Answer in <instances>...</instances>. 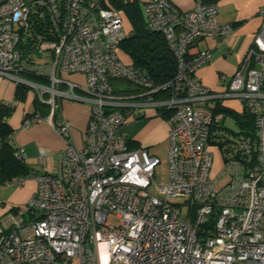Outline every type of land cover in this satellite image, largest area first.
Masks as SVG:
<instances>
[{
	"label": "built area",
	"instance_id": "built-area-1",
	"mask_svg": "<svg viewBox=\"0 0 264 264\" xmlns=\"http://www.w3.org/2000/svg\"><path fill=\"white\" fill-rule=\"evenodd\" d=\"M217 14L216 2L195 0L186 10L170 0L143 3L147 28L163 36L177 64L172 79L155 84L119 58L128 31L111 0H0V75L36 86L40 97L49 93L48 113L33 111L23 125L48 121L67 142L55 172L17 178L21 185L32 177L36 191L0 218V264H264V6L226 86L252 114L256 139L228 140L213 176L209 144L222 116L200 105L210 91L196 71L210 52L195 43L233 33ZM26 41L31 52L24 55ZM23 71L45 75L48 86L21 79ZM72 73L85 77L83 86L64 79ZM112 80L140 91L117 95ZM58 97L89 103L81 148L71 143ZM151 105L168 125L167 179L160 184V159L132 146L123 131L128 117ZM15 156L23 161V149Z\"/></svg>",
	"mask_w": 264,
	"mask_h": 264
},
{
	"label": "crops",
	"instance_id": "crops-1",
	"mask_svg": "<svg viewBox=\"0 0 264 264\" xmlns=\"http://www.w3.org/2000/svg\"><path fill=\"white\" fill-rule=\"evenodd\" d=\"M145 1H134L139 3L142 14L143 3ZM170 1L176 7L183 10L191 9L195 3V0ZM214 1L218 4V22L233 25L234 31L226 38L205 36L195 43V48L200 50L207 49L210 52L209 60L196 71L200 84L208 88L211 93V96L202 101L200 105L210 108L213 112L218 109V112L215 113L222 116L219 125L237 132L238 126L234 117L229 113H224L223 110L227 109L235 113H242L244 106L236 96L227 92L226 86L231 75L245 58L251 46L253 36L261 24L262 20L258 14V10L264 6V0ZM64 79L80 87L85 82V77L77 73L66 74ZM17 83L12 76L0 75V103H12L14 106L8 118V125L14 131L11 145L16 149H23L25 154L23 164L30 173H41L43 170L53 173L57 170L59 155L65 149L67 142L54 130L48 121L43 120L27 127H22L25 116L36 110V93L26 91L24 96L19 99L17 97ZM66 88L64 84L59 85L60 90L64 91ZM73 93L78 97H86V93L81 88L73 89ZM37 98L44 102L46 99H42L39 94ZM58 102L60 114L69 123L71 143L76 148H81L90 114L89 103L84 99L74 100L69 97H58ZM44 111L47 112V109L43 108L41 112L43 113ZM135 113L128 117L123 126V131L136 145L145 147L151 154L156 155L152 149L155 143L164 137V131L150 128L145 134L141 133L140 128L142 125L150 126L156 121V119H153L155 113L151 109H143L141 115ZM227 116L231 117L236 124L235 129L225 124L224 120ZM228 136L230 138L229 141L237 138L236 135L229 132ZM211 143L209 144V149L211 148ZM17 178L19 177H14L8 181L11 183V186L5 182L0 184V186L4 187H0V200L2 201L0 215L4 212L3 206L7 200L19 204L31 198L36 191V181L32 177L27 178L23 184H18V186ZM15 182L16 185L14 184ZM5 185H9V187Z\"/></svg>",
	"mask_w": 264,
	"mask_h": 264
},
{
	"label": "trees",
	"instance_id": "trees-1",
	"mask_svg": "<svg viewBox=\"0 0 264 264\" xmlns=\"http://www.w3.org/2000/svg\"><path fill=\"white\" fill-rule=\"evenodd\" d=\"M202 1L215 2L214 0ZM111 3L116 8L124 11L130 21V28L127 30V36L119 46L130 56L132 61L131 65L144 71L155 84H162L172 79L177 68L176 59L163 36L159 32L147 28L139 3L133 2L124 4L121 0H111ZM28 41L20 46L24 55L31 52L30 42ZM18 76L34 84L44 86L49 84L48 78L36 71H23L20 72ZM112 85L114 93L117 95L130 96L140 91L139 88L133 86L131 83L122 80H112ZM25 88V85L17 83V97L19 99L24 96L26 92ZM43 95L45 98L48 96L46 93ZM13 107L12 103H0V184L5 181H10L14 177H27L31 174L23 164V161L16 158V148L9 142V138L14 134V131L8 125V118L13 111ZM35 107L36 110L34 111L39 112L43 116L48 113L49 105L37 97L35 99ZM43 108H46L47 112H45V110L42 113L41 111ZM215 112H218V109H216ZM215 112L213 113L216 114ZM223 112L229 113L234 117L238 130L237 132L228 130L219 125V122L217 127L212 128L210 143H217L221 151H223L230 139L228 132L231 134L233 133L237 138H249L251 143L255 142L256 133L253 116L247 108L244 107L242 113H235L227 109H224ZM161 114L164 115L162 112ZM130 141L132 146H138L131 138ZM14 208L15 206H12L10 210Z\"/></svg>",
	"mask_w": 264,
	"mask_h": 264
},
{
	"label": "rangeland",
	"instance_id": "rangeland-1",
	"mask_svg": "<svg viewBox=\"0 0 264 264\" xmlns=\"http://www.w3.org/2000/svg\"><path fill=\"white\" fill-rule=\"evenodd\" d=\"M122 21L123 24L125 26V29L128 30L130 27V21L126 15V13L124 11H122ZM118 55L119 58L123 61V63L127 64V65H131L132 61L130 56L124 52L122 50V48L119 46L118 47ZM38 56L42 57V54L39 53ZM21 84L25 85V91H32L34 93H36V97L39 94L40 96V92L36 89V86H32V85H28L27 83L21 82ZM45 84V83H43ZM47 85V84H46ZM48 86V85H47ZM49 96L48 92H44ZM47 96V97H48ZM44 95H41V98H43ZM46 97V98H47ZM45 98V97H44ZM239 100V99H238ZM240 102V100H239ZM241 103V102H240ZM143 109H151L155 114L153 116V119H156V121H154L150 126L148 125H142L141 126V133L145 134V132L149 131V129H155L157 128L158 131H164V137L162 139H159L158 142L155 143L154 147H153V151L155 152L156 156L160 159V163L157 165V167L155 168V181L157 184L163 183L164 181H166L167 179V162H168V155H167V147L169 144V140H168V127H167V123L165 120V116L161 114V112L158 110V108H156L155 106L151 105V106H146V107H141L138 110H136L135 114H139L143 112ZM45 116V115H44ZM225 124L228 126H231L232 128H236V124L234 123V121L232 120L231 117L227 116L225 118ZM159 125V126H158ZM22 127H24L23 122H22ZM159 133V132H158ZM210 152L212 154L213 157V165H212V170H211V174L213 176H216L218 174V172L220 171L222 164H223V151H221L220 146L217 143H211V148H210ZM10 186L11 183L9 182ZM16 185V182L14 183ZM6 187H9V185H5ZM13 186V185H12ZM18 186V183H17ZM1 188H4L2 186H0ZM30 199V198H29ZM28 199V200H29ZM174 200V199H173ZM177 201H181V200H177ZM27 201H23L20 202L19 204H17L16 202H10V201H6L4 206H3V213L0 215V218L5 216L6 211L8 210V208L13 205V206H24L25 203ZM9 212V211H7ZM113 220V219H111ZM64 264H80L79 262V258H74L69 262H65Z\"/></svg>",
	"mask_w": 264,
	"mask_h": 264
},
{
	"label": "bare ground",
	"instance_id": "bare-ground-1",
	"mask_svg": "<svg viewBox=\"0 0 264 264\" xmlns=\"http://www.w3.org/2000/svg\"><path fill=\"white\" fill-rule=\"evenodd\" d=\"M62 84H64V85L67 87V85H66L65 83H62ZM66 89H67V88H66ZM74 89H75V88H74ZM210 96H211V93H210ZM210 96H209V97H210ZM230 141H232V140H230Z\"/></svg>",
	"mask_w": 264,
	"mask_h": 264
}]
</instances>
